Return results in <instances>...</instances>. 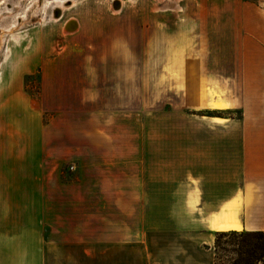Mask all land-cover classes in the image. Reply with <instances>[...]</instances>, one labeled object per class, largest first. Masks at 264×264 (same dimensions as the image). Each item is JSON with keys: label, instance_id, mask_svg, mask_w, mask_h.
Wrapping results in <instances>:
<instances>
[{"label": "crops", "instance_id": "0c3cea01", "mask_svg": "<svg viewBox=\"0 0 264 264\" xmlns=\"http://www.w3.org/2000/svg\"><path fill=\"white\" fill-rule=\"evenodd\" d=\"M241 7V135L237 123L230 135L199 127L196 142L167 149L181 160L161 161L142 135L128 148L120 126L108 134L83 110L70 143L82 170L64 181L48 80L36 101L19 83L0 91V264H215L217 233L264 232V6Z\"/></svg>", "mask_w": 264, "mask_h": 264}, {"label": "rangeland", "instance_id": "374dc122", "mask_svg": "<svg viewBox=\"0 0 264 264\" xmlns=\"http://www.w3.org/2000/svg\"><path fill=\"white\" fill-rule=\"evenodd\" d=\"M243 4L264 0H0V91L19 83L24 99L36 101L48 80L47 101L62 106L64 181L82 170L70 143L83 110L95 111L108 134L120 126L128 148L142 135L144 147L162 148L161 161L181 160L167 149L196 142L199 127L230 135L237 123L241 135L246 93L231 73L241 53ZM69 21L80 23L76 32L66 31ZM213 96L229 110L216 111ZM240 241L215 236L216 262L231 264Z\"/></svg>", "mask_w": 264, "mask_h": 264}, {"label": "trees", "instance_id": "16d2710c", "mask_svg": "<svg viewBox=\"0 0 264 264\" xmlns=\"http://www.w3.org/2000/svg\"><path fill=\"white\" fill-rule=\"evenodd\" d=\"M216 236L219 238L227 237V236H235L241 238V241L238 245L240 247L233 252L237 256L236 259H232L231 264H258L261 262L264 264V232H224L217 233ZM246 244V248H244V243ZM217 244V242H215ZM215 264L216 262V254H215Z\"/></svg>", "mask_w": 264, "mask_h": 264}, {"label": "bare ground", "instance_id": "6f19581e", "mask_svg": "<svg viewBox=\"0 0 264 264\" xmlns=\"http://www.w3.org/2000/svg\"><path fill=\"white\" fill-rule=\"evenodd\" d=\"M57 1V0H56ZM165 7V6H164ZM62 8L64 9V6H62ZM120 8H115V11L119 12ZM55 18V16H53ZM77 23V27H78V23L79 22H76ZM13 29L15 28V26L12 27ZM1 41H2V31H0V44H1ZM211 105L213 108L217 109V110H225L228 108V104H224L221 99L219 98H216L214 99L212 102H211Z\"/></svg>", "mask_w": 264, "mask_h": 264}, {"label": "water", "instance_id": "95a60500", "mask_svg": "<svg viewBox=\"0 0 264 264\" xmlns=\"http://www.w3.org/2000/svg\"><path fill=\"white\" fill-rule=\"evenodd\" d=\"M77 23L75 21H69L66 25H65V29L66 31H70V32H75L77 30Z\"/></svg>", "mask_w": 264, "mask_h": 264}, {"label": "built area", "instance_id": "2783aa9c", "mask_svg": "<svg viewBox=\"0 0 264 264\" xmlns=\"http://www.w3.org/2000/svg\"><path fill=\"white\" fill-rule=\"evenodd\" d=\"M71 170H73V167H71Z\"/></svg>", "mask_w": 264, "mask_h": 264}]
</instances>
